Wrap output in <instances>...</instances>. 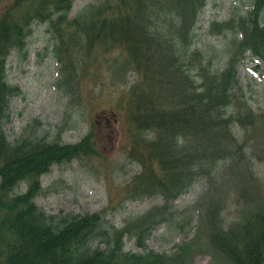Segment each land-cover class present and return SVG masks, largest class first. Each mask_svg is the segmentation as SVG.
<instances>
[{"label": "trees", "instance_id": "1", "mask_svg": "<svg viewBox=\"0 0 264 264\" xmlns=\"http://www.w3.org/2000/svg\"><path fill=\"white\" fill-rule=\"evenodd\" d=\"M249 1L245 12L234 2L224 19L210 23L208 33L225 35L228 50L227 61L213 69L210 59L192 47L193 26L205 0H100L73 17L72 0H3L0 264H184L190 245L168 254L149 249L146 241L157 226L173 224V200L199 177L209 195L202 211L208 245L231 264H264V211L224 226L215 195L222 162L243 155L231 128L255 120L237 87V65L247 54L264 65V0ZM35 24H44L50 37L57 84L65 95L77 96L93 78L101 88L127 84L112 107L110 123L94 121L75 143L62 142V124L53 134H40L39 120L14 141L4 131L10 99L20 93L6 79V62L13 51L26 47ZM122 135L119 150L139 169L116 191L126 190L135 199L157 196L160 203L122 227L107 221V210L52 214L36 205L43 189L40 177L52 165L87 156L105 161L98 144ZM115 201V190L109 188V208H115ZM125 238L141 250H127Z\"/></svg>", "mask_w": 264, "mask_h": 264}, {"label": "rangeland", "instance_id": "2", "mask_svg": "<svg viewBox=\"0 0 264 264\" xmlns=\"http://www.w3.org/2000/svg\"><path fill=\"white\" fill-rule=\"evenodd\" d=\"M99 1L72 0L69 16ZM233 1L206 0L194 26L192 47L198 48L201 56L210 59L213 69H220L227 61L228 50L223 44L225 35L217 32L208 34L209 23L224 19ZM249 6L248 0L238 4L241 12H245ZM44 29L43 24H35L28 46L22 52L26 56L13 52L7 60V81L18 86L20 93L10 99V116L4 131L8 139L14 141L21 134L30 133L26 127L39 120L40 134H53L62 124V142L75 143L91 129L94 121L98 126L110 123V116H114L112 107L121 92L127 89V84L101 88L93 78L82 84L77 96L65 95L57 84L58 64L51 55L50 37ZM103 77L109 80L107 72L103 73ZM132 77L130 73L128 78ZM237 79V87L247 98L255 120L252 125L231 128L236 142L243 144V155L222 162L218 170L220 179L215 195L219 200L220 221L224 226L241 222L258 210L264 211V66L258 59L247 55L237 65ZM124 136L98 144L100 152L106 157L105 161L87 156L52 165L49 172L40 178L43 189L35 198L37 206L52 214H85L107 210V221L122 227L125 220L160 203L161 198L157 196L135 199L126 190L116 191V188L120 189L131 181L139 169L136 162L129 161L119 150ZM109 188L115 190L114 209L109 208ZM207 200V183L199 177L187 192L173 200L176 220L171 226H157L146 241L147 247L172 254L180 245L188 244L192 253L184 264H231L208 245L202 217ZM125 248L141 250L128 238H125Z\"/></svg>", "mask_w": 264, "mask_h": 264}]
</instances>
